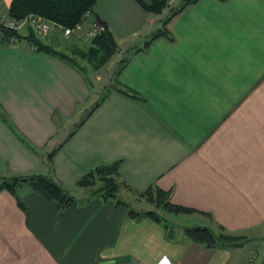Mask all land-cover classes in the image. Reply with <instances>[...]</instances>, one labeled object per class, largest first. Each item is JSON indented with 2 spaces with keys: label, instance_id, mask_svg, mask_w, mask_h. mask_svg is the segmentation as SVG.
I'll return each mask as SVG.
<instances>
[{
  "label": "crops",
  "instance_id": "obj_1",
  "mask_svg": "<svg viewBox=\"0 0 264 264\" xmlns=\"http://www.w3.org/2000/svg\"><path fill=\"white\" fill-rule=\"evenodd\" d=\"M9 2L0 0V10ZM92 15L117 39L113 62L127 53L118 79L142 99L110 91L68 138V123L96 97L91 87L24 38L0 42V177L49 175L79 199L60 209L25 189L24 210L0 190V264H241L264 250V0H196L167 21L171 38L158 35L146 47L161 19L138 0H96ZM136 37L142 43L133 45ZM117 158L132 188L153 183L199 210L184 212L191 225L217 232L219 223L248 240L206 247L184 232L169 238L162 220L127 213L154 206L136 192L119 189L125 205L75 183Z\"/></svg>",
  "mask_w": 264,
  "mask_h": 264
},
{
  "label": "trees",
  "instance_id": "obj_2",
  "mask_svg": "<svg viewBox=\"0 0 264 264\" xmlns=\"http://www.w3.org/2000/svg\"><path fill=\"white\" fill-rule=\"evenodd\" d=\"M96 0H10L6 13L16 19H21L29 14H38L53 24V28L46 39L37 38L32 31L27 27L22 33L17 30L7 29L4 34H15L18 39L24 38L25 42L29 41L36 45V51H44L66 62L73 67L86 81L88 86H92L88 71V66L93 71L103 66L109 58L119 50L117 39L112 31L101 21L104 25L96 35L89 37L87 46H80L76 41L71 39V36L63 35V28L67 26H74L83 20L92 17L91 20H96L92 15V8ZM196 0H180L171 12L161 20V26L155 33L150 35L143 43L146 47L151 39L158 35H163L171 38L170 32L166 28L167 21L174 14L178 13L187 4L195 2ZM140 5L148 13H160L165 8H168L169 0H149L148 3H143L138 0ZM70 37V38H69ZM74 39V37H72ZM83 62H85L83 64ZM112 90H116L126 96L136 99H142L137 91L131 87L123 84L118 79V70L110 77L109 83L104 87L103 92L99 98L93 103V106L88 109L85 118L95 109ZM1 117L5 120L10 129L21 139L26 145L33 148L29 140L17 130L11 121L1 113ZM81 120L77 126L71 130L66 137L68 138L75 129L85 120ZM65 137V138H66ZM65 140V139H64ZM60 141L56 146L47 152V159L51 164L53 155L57 148L62 144ZM122 159L117 158L109 163H98L89 169L87 172L77 178L75 183L84 188H90V194L97 193L102 198H116L117 202H122L128 205L124 200L117 196L120 188H128L138 196L153 204L156 208L174 212H192L199 211L192 207L182 204L174 203L170 200V189H163L156 184L150 183L145 189L137 190L132 188L124 179L120 177L119 166ZM25 182L29 185V189L41 195L47 200L57 203L60 209L74 204L79 201L67 191L51 176L41 173H12L11 175L0 177V190H6L11 193L17 204L26 209L25 205L17 193V186ZM208 214L209 212L201 211ZM127 213L130 216L143 214L149 218L157 221L163 220L162 216L157 213L155 209L137 210L129 207ZM166 235L173 237V227L167 223H163ZM219 231L214 232L206 225H188L183 227L184 234L192 241L198 242L206 247L212 246H232L243 243L245 236L229 234L223 230V226L218 225Z\"/></svg>",
  "mask_w": 264,
  "mask_h": 264
},
{
  "label": "rangeland",
  "instance_id": "obj_3",
  "mask_svg": "<svg viewBox=\"0 0 264 264\" xmlns=\"http://www.w3.org/2000/svg\"><path fill=\"white\" fill-rule=\"evenodd\" d=\"M172 9H174V8H172V7L171 8H165L163 10V14L162 13H153V15H155L156 18L157 17H160V19L163 20L171 12ZM90 21H91V16H89L88 19L83 20V21H81V22L78 23L82 27V29H81L80 32H78V33H73V32L70 33L69 32L67 34H64V31H63V35L71 36V39L74 40V41H76L80 46H87V42H88L89 37L93 36V35H89L86 32V28H88ZM157 23H158V20L155 22V26L153 27L155 29H153L151 31V34L150 35H152L153 33H155L157 31V28H159L161 26V23L160 22H159V24H157ZM67 27H72V26H67ZM61 28L64 29L65 27H61ZM22 29H26V28L21 27L20 29H17V31H21ZM5 30H7V29H3V32ZM50 32H51V30H50ZM50 32H49V34H50ZM94 35H96V34H94ZM48 37H49V35H48ZM72 37H74V39ZM18 40H20V39L17 38V41ZM140 42L142 43V39L139 40V38L136 37L135 40L132 42V44L133 45H136V44H140ZM116 53L117 52H115L103 66H101L99 69H97L95 71H93L92 69H90V67L88 66V71L87 72L89 73L90 81H91V84H92V86H90V87L92 89L93 94L96 95V97H95V99L92 102H90L87 105L86 109L82 113H80L77 116H73L74 119L72 121H70L68 123V125L66 126V129L64 130L65 133L63 132V135L64 136H66L71 130H73L77 126V124L81 120H83V118H85L88 109H90L93 106V103L99 98V96L103 92L104 87L107 86V84L109 83V80H110V77L109 76L112 77V75L114 73H116V71L120 68V66L122 65V63L125 60H127V53L126 52H122L120 54V56L117 58L116 63H114L113 62V58H116ZM84 63L85 62H83V64ZM60 136L61 135H59V137ZM59 142L60 141H58V143ZM50 150H48V151H50ZM30 173H33V172H30ZM25 189H29V185L26 184L25 182H23L22 184L18 185L17 188H16L18 194H20ZM66 191L69 194H71V193L75 194V196H77V194H78V192L76 194V191L75 192L72 191V190H66ZM117 196H120L119 195V192H117ZM100 198H102V197H100ZM111 199H114V198H111ZM115 200H116V198H115ZM149 209H150V207H149ZM151 209H155L159 215H162L163 216L164 220H162V223L165 222V223L169 224L170 226H172L175 236L178 235V237L181 236V233L183 232L181 230L183 229L184 226H188V225L194 224V222H195L194 221L195 218L193 219V218H190L191 216H189V215H184V212H179L178 213V212H174V211L164 210V209H161V208H157L156 209L155 206L151 207ZM218 225H221V224L218 223ZM221 226H223V225H221ZM215 229H216V226H215ZM229 234H233V233H230L229 232ZM236 235H239V234H236ZM244 240L247 241L248 240V237L245 236ZM244 240H242V241H244ZM131 250H134L133 247H131ZM130 252H133V251H130ZM251 253H255V255L258 256V260H256V261H260L264 257V250H262V251H260V250H255V251L252 250L247 255H249ZM249 261L250 260L244 259L241 264H245V263L248 264ZM256 261H250L249 264H256Z\"/></svg>",
  "mask_w": 264,
  "mask_h": 264
},
{
  "label": "built area",
  "instance_id": "obj_4",
  "mask_svg": "<svg viewBox=\"0 0 264 264\" xmlns=\"http://www.w3.org/2000/svg\"><path fill=\"white\" fill-rule=\"evenodd\" d=\"M92 19V17H91ZM32 31V33L39 39L48 38L50 30L53 28V24L47 20L46 18L38 15V14H29L24 18L16 19L6 13V11L0 10V41L7 44H14L17 41V37L15 34H4L3 29H12L17 30L21 27H27ZM82 29L80 24H75L72 27H65L63 29L64 34L67 33H78ZM102 29H104V25L100 23L97 19L91 20L88 28H86V32L89 35H94L99 33ZM28 49L35 50L36 45L32 42H25ZM250 261L258 260V256L255 253H251L247 255L245 258ZM248 262V264L250 263ZM129 264H137L135 262H130ZM246 264V263H245ZM256 264H264V257L260 261H256Z\"/></svg>",
  "mask_w": 264,
  "mask_h": 264
}]
</instances>
